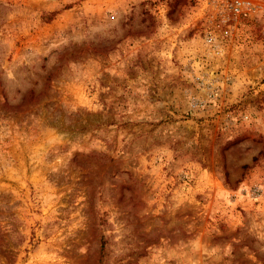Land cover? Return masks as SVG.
I'll use <instances>...</instances> for the list:
<instances>
[{
  "label": "rangeland",
  "instance_id": "rangeland-1",
  "mask_svg": "<svg viewBox=\"0 0 264 264\" xmlns=\"http://www.w3.org/2000/svg\"><path fill=\"white\" fill-rule=\"evenodd\" d=\"M198 0H0V264H264V19L204 50Z\"/></svg>",
  "mask_w": 264,
  "mask_h": 264
},
{
  "label": "built area",
  "instance_id": "built-area-1",
  "mask_svg": "<svg viewBox=\"0 0 264 264\" xmlns=\"http://www.w3.org/2000/svg\"><path fill=\"white\" fill-rule=\"evenodd\" d=\"M207 14L204 50L214 59L225 52V40L239 27L264 19V0H198Z\"/></svg>",
  "mask_w": 264,
  "mask_h": 264
}]
</instances>
